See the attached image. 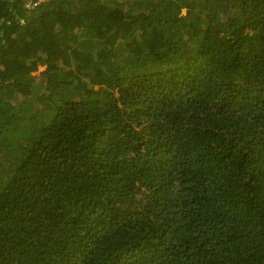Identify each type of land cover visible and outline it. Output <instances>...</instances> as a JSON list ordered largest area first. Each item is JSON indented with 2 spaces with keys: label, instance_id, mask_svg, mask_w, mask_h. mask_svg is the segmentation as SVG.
I'll return each mask as SVG.
<instances>
[{
  "label": "trees",
  "instance_id": "trees-1",
  "mask_svg": "<svg viewBox=\"0 0 264 264\" xmlns=\"http://www.w3.org/2000/svg\"><path fill=\"white\" fill-rule=\"evenodd\" d=\"M36 1L0 0V264H264V0Z\"/></svg>",
  "mask_w": 264,
  "mask_h": 264
},
{
  "label": "rangeland",
  "instance_id": "rangeland-1",
  "mask_svg": "<svg viewBox=\"0 0 264 264\" xmlns=\"http://www.w3.org/2000/svg\"><path fill=\"white\" fill-rule=\"evenodd\" d=\"M45 70L44 67H41L39 68V70L36 72V73H33V75L36 77V76H39L43 71Z\"/></svg>",
  "mask_w": 264,
  "mask_h": 264
},
{
  "label": "built area",
  "instance_id": "built-area-1",
  "mask_svg": "<svg viewBox=\"0 0 264 264\" xmlns=\"http://www.w3.org/2000/svg\"><path fill=\"white\" fill-rule=\"evenodd\" d=\"M42 1H44V0H37L35 3H33V8L36 7Z\"/></svg>",
  "mask_w": 264,
  "mask_h": 264
}]
</instances>
